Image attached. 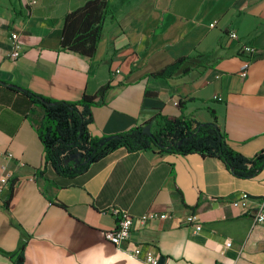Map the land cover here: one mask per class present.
<instances>
[{
	"label": "crops",
	"instance_id": "crops-1",
	"mask_svg": "<svg viewBox=\"0 0 264 264\" xmlns=\"http://www.w3.org/2000/svg\"><path fill=\"white\" fill-rule=\"evenodd\" d=\"M87 1L0 0V81L66 102L110 85L105 103L92 109L94 138L145 127L157 114L200 124L216 116L244 158L264 151V0H110L93 58L61 45L65 16ZM245 46L256 54L243 53ZM209 53L214 66L205 72L153 76ZM43 116L25 94L0 85V151L13 154L2 174L9 182L0 184V264L19 256L23 264H146L127 253L135 246L154 250L159 264H264V225L232 205L243 193L264 194V167L243 179L219 158L119 148L70 177L46 162L37 131ZM113 209L137 220L152 212L174 218L136 221L116 247L104 236L117 225ZM189 215L196 216L190 227Z\"/></svg>",
	"mask_w": 264,
	"mask_h": 264
},
{
	"label": "trees",
	"instance_id": "trees-1",
	"mask_svg": "<svg viewBox=\"0 0 264 264\" xmlns=\"http://www.w3.org/2000/svg\"><path fill=\"white\" fill-rule=\"evenodd\" d=\"M111 14L110 0H89L67 14L63 21L62 48L83 57H95L103 38L105 21ZM212 58V53L183 57L171 66L153 73V76L171 79L181 74L182 79H185L192 71H200L202 68L205 72L213 68ZM0 85L22 92L33 105L43 110V120L37 131L44 145L46 162L66 176L74 177L84 172L92 163L119 148H126L130 152L157 149L160 153H197L215 157L221 159L235 176L243 179L257 176L264 167V151L250 160L228 145L223 131L218 127L216 116L213 122L200 124L182 116L157 114L149 122L155 124L151 128L152 135L144 134V126H139L102 145L107 137L94 138L89 133V125L93 122L92 109L105 103L110 85L102 86L94 95L85 94L77 102L52 101L29 90L9 87L6 83ZM75 154H81L83 159L78 164H66L69 157ZM23 262L22 256H19L13 264Z\"/></svg>",
	"mask_w": 264,
	"mask_h": 264
},
{
	"label": "built area",
	"instance_id": "built-area-1",
	"mask_svg": "<svg viewBox=\"0 0 264 264\" xmlns=\"http://www.w3.org/2000/svg\"><path fill=\"white\" fill-rule=\"evenodd\" d=\"M214 26V25H212ZM232 39H237L236 33L230 34ZM12 51L9 54V58L12 61H16L21 56V45L18 42V35H12ZM257 52L256 48L252 46H245L243 48V53L253 56ZM264 58V55H263ZM251 63V59L245 62L242 76L245 77L247 75V70ZM118 72V71H117ZM13 159V154L10 152L0 151V184L8 183L9 179H2V174L6 170V162ZM252 200L255 202L256 207L254 209H250L248 202ZM232 205L237 208H242L245 212H250L253 220L254 225L262 224L264 225V194L259 198H253L248 193H243L240 199L232 201ZM112 213L117 217V225L114 229L106 231L104 233L105 238L107 241L115 245L116 247L121 246L122 244L126 243L129 238L131 231L135 225V222L138 221L140 224L144 225L149 221H156V220H171L174 216L171 213H148L143 215L137 219H135L131 214L127 211H122L120 209H113ZM196 223V216L189 215L184 219V224L186 226H193ZM227 248L232 247L231 242L226 243ZM127 253L134 257L141 259L146 264H159V257L154 250H148L145 253L142 251L141 248L135 246L130 247L127 249Z\"/></svg>",
	"mask_w": 264,
	"mask_h": 264
},
{
	"label": "water",
	"instance_id": "water-1",
	"mask_svg": "<svg viewBox=\"0 0 264 264\" xmlns=\"http://www.w3.org/2000/svg\"><path fill=\"white\" fill-rule=\"evenodd\" d=\"M0 83L2 84L3 82L0 81ZM10 86L17 88L14 85H10ZM46 104L47 105H51L52 103H46ZM151 128H152V125L150 123L147 124L144 127V129H143V133L144 134H148V135H152ZM114 138H118V135H113V136L107 137V139L105 140L104 143H102V145H104L106 142H108V141H110V140H112ZM82 159H83V156L81 154H75V155L70 156L69 159L66 161V163H75V164H78Z\"/></svg>",
	"mask_w": 264,
	"mask_h": 264
}]
</instances>
